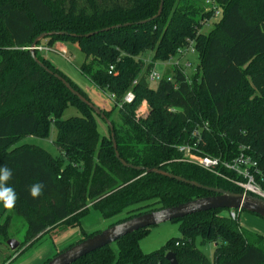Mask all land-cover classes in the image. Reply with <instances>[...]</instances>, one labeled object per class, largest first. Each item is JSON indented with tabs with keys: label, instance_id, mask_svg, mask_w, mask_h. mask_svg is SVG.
Wrapping results in <instances>:
<instances>
[{
	"label": "trees",
	"instance_id": "1",
	"mask_svg": "<svg viewBox=\"0 0 264 264\" xmlns=\"http://www.w3.org/2000/svg\"><path fill=\"white\" fill-rule=\"evenodd\" d=\"M199 2L163 0L161 15L140 24L156 16L160 0H0V166L12 170L8 184L17 200L9 210L26 226L20 246L28 245L20 255L37 244L46 229L80 226L89 210L105 220L126 211L129 216L117 222L121 223L213 195L122 167L109 130L108 137L100 136L94 112L53 74L89 101L85 94L38 50L37 60L52 74L32 59L29 48L41 34L67 33L48 36L37 47L43 41L77 44L86 59L79 72L116 102L132 89V103L119 110L113 103L110 111L100 109L113 125L116 150L126 164L241 193L225 180L181 161L183 154L177 146L191 144L192 130L207 123L198 148L204 155L229 160L244 145L264 171V0H215L222 16L204 35L196 34L203 17ZM115 26L121 28L102 32ZM190 40L199 55V73L187 77L173 66L155 89L150 88L147 77L153 64L168 62L188 48ZM148 51L153 52L152 63L143 69L141 56ZM143 99L149 110L144 118H137ZM69 106L76 107L81 116L61 120ZM113 111L118 112L119 127L110 119ZM51 125L57 131L54 146L59 157L37 146L14 147L25 137L45 139ZM37 182L44 185L43 192L32 198L29 188ZM261 188L264 192V183ZM229 211L211 210L172 221H180L181 236L148 255L141 252L138 242L149 228L73 264H170L165 259L169 252L178 264H264V237L246 234ZM10 225V216L0 223L4 243L10 238ZM196 238L217 244L213 261L198 250Z\"/></svg>",
	"mask_w": 264,
	"mask_h": 264
},
{
	"label": "rangeland",
	"instance_id": "2",
	"mask_svg": "<svg viewBox=\"0 0 264 264\" xmlns=\"http://www.w3.org/2000/svg\"><path fill=\"white\" fill-rule=\"evenodd\" d=\"M210 0H200V8L203 11L202 16L199 20V28L196 29V34H208L210 33L222 16V10H220L219 16L215 17L212 10V4ZM216 5V3H215ZM175 6V5H174ZM173 6V7H174ZM170 11L171 15L174 8ZM217 7V6H216ZM211 15H210V14ZM209 14V16H205ZM40 47L50 49V51H38L41 56L46 60H49L51 65L61 74L69 80V82L77 90L83 92L89 103L94 105L96 108L110 111L112 108V102L108 95L101 89L95 87L81 72H79L80 66L86 62L85 56L80 51L79 47L75 43L63 42L49 44L47 41H43ZM194 40L189 41V46L186 49H182L177 55L173 56L168 62H156L153 64L152 70L164 76L169 73L173 66H177L187 77H192L198 74L199 67V55L194 49ZM52 45V46H51ZM66 47L63 48V47ZM62 50H66V54H62ZM153 52H145L141 56L143 61V69L152 63ZM149 87L155 89L157 83L148 82ZM132 90V89H131ZM149 110V104L145 99L140 102V106L136 111L137 118H144ZM81 116L80 111L73 106H69L65 109L61 116V120H66L72 117ZM97 124V130L100 136L108 137V128L106 122L102 120L98 115L94 116ZM115 122L116 126L119 127L120 120L118 119V112L113 111L112 117L110 118ZM57 131L54 125H51L48 135L45 139L39 137H25L18 142L14 147H20V145L37 146L53 157H59L60 153L54 146L56 141ZM0 203V214L1 221L4 222L6 216L11 217V225L9 228L10 238L15 239L18 243V249L15 251L10 250L6 243L0 240V264H46L48 260H51L57 253L64 251L69 248L70 245L76 244L78 241L85 239V236L98 233L104 229L114 225L118 221L128 217V213L122 212L115 218L102 219L96 214L95 211L89 210L87 215L80 222V226L67 228L65 225H60L53 229H46L42 239L35 244L32 248L27 249L20 255L23 248H26L28 244L22 245L25 236V223L19 217L13 215V213L6 209ZM148 209V207L146 208ZM3 212V213H2ZM238 226H241L246 234L248 235H259L264 237V219L259 216H255L244 210H240L238 219ZM180 221L162 223V225L150 227L147 234L140 239L138 242L140 250L143 254L148 255L157 250L163 249L167 245L170 239H178L181 236ZM194 243L198 250L209 260L213 261V252L216 248V243H203L200 238H196ZM7 261V262H6ZM11 261V262H10ZM6 262V263H5Z\"/></svg>",
	"mask_w": 264,
	"mask_h": 264
},
{
	"label": "water",
	"instance_id": "3",
	"mask_svg": "<svg viewBox=\"0 0 264 264\" xmlns=\"http://www.w3.org/2000/svg\"><path fill=\"white\" fill-rule=\"evenodd\" d=\"M163 7V0H160V4L158 7V13L156 16L150 20L143 21L140 24L149 23L151 21L156 20L161 13ZM128 24H125L127 26ZM119 29L121 26H115L110 29L102 30V32H109L111 29ZM98 33V32H95ZM67 33H57V32H49L44 33L34 39L32 42L31 48L29 51L31 53V57L35 62L43 68L48 74H52L50 70H48L39 60H37L35 56V50L37 49V45L40 41L44 40L48 36H63ZM94 34H88L86 37H92ZM74 37V36H73ZM58 81L62 83L64 88L69 90L73 96H75L80 103L87 105L97 116H99L102 120L106 122L107 128L109 130L111 136L112 149L115 151V156L122 167L126 169H133L135 171L151 173L157 176H163L168 179L179 181L183 184L189 185L190 187H196L198 189H202L206 192H210L213 195L208 196L206 198H198L193 201L179 204L176 207L171 208H162V210L147 212L146 214L133 217L130 220L117 223L116 225L110 226L100 233L88 237L85 240L71 245L69 249H66L58 254H56L51 260H48L46 264H73L76 261L84 258L86 255L94 253L96 251L101 250L106 246H111L116 243L117 240L122 239L132 233L138 232L140 230H145L150 227L162 225V223H168L172 221H177L178 219H182L185 217L193 216L194 214L206 213L211 210H232V211H240L244 210L253 215H258L262 219H264V199L259 196H252L247 194H235L227 190L212 188V187H204L201 184L195 181H188L179 176H173L172 174L165 172L163 170L158 169H144L142 167L133 166L131 164H126L121 158L116 150V140L114 136L113 125L110 120L106 119L101 110L91 103L87 101L82 95H80L76 90H73L71 85L60 77L57 74H53ZM44 233V232H43ZM41 233V234H43ZM40 234V235H41ZM39 235V236H40ZM6 246L10 248V250L15 251L18 249L19 243L15 239H8L6 242ZM165 259L170 264H178L177 259L173 253L169 252L165 255Z\"/></svg>",
	"mask_w": 264,
	"mask_h": 264
},
{
	"label": "built area",
	"instance_id": "4",
	"mask_svg": "<svg viewBox=\"0 0 264 264\" xmlns=\"http://www.w3.org/2000/svg\"><path fill=\"white\" fill-rule=\"evenodd\" d=\"M212 4V10L215 17L219 16L220 10L215 5V0H210ZM38 51H50L44 47H37ZM62 54H66V50L61 51ZM113 67L111 66L108 70V74H112ZM159 73L150 71L147 81L158 83L162 79ZM170 81V78L167 79ZM137 81L133 82L135 85ZM110 101L117 107V109H122L124 104L132 103L135 99V95L132 90L128 91L125 97L119 101H115V97L108 96ZM173 112V110H170ZM208 130V124L203 126H197L192 130L191 144H184L177 146L179 152L183 154V159L181 161L188 163L190 165H195L206 173H210L214 177L225 180L234 187L241 189L242 194L259 196L264 199V192L262 191L261 184L264 183V171L260 169L259 163L253 158L252 151L250 147L241 145L239 146L238 154L231 159H224L222 157H212L209 155H204L199 148L202 142V132ZM240 211H229V216L232 220L237 222L238 215ZM178 246V244H177Z\"/></svg>",
	"mask_w": 264,
	"mask_h": 264
},
{
	"label": "clouds",
	"instance_id": "5",
	"mask_svg": "<svg viewBox=\"0 0 264 264\" xmlns=\"http://www.w3.org/2000/svg\"><path fill=\"white\" fill-rule=\"evenodd\" d=\"M12 170L7 166H0V203L4 208L12 209L17 200V194L8 182L12 178ZM44 185L42 183H34L29 188V194L32 198H38L43 192Z\"/></svg>",
	"mask_w": 264,
	"mask_h": 264
},
{
	"label": "crops",
	"instance_id": "6",
	"mask_svg": "<svg viewBox=\"0 0 264 264\" xmlns=\"http://www.w3.org/2000/svg\"><path fill=\"white\" fill-rule=\"evenodd\" d=\"M63 48H65L66 49V47L64 46ZM3 213V212H2ZM1 215V214H0Z\"/></svg>",
	"mask_w": 264,
	"mask_h": 264
}]
</instances>
